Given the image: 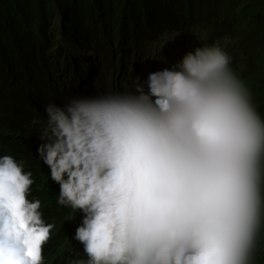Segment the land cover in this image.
Masks as SVG:
<instances>
[{
	"label": "clouds",
	"instance_id": "9594fccd",
	"mask_svg": "<svg viewBox=\"0 0 264 264\" xmlns=\"http://www.w3.org/2000/svg\"><path fill=\"white\" fill-rule=\"evenodd\" d=\"M198 41L32 118L56 205L79 216L66 264H260L264 112L227 48ZM35 184L26 160L0 154V264H47L56 222Z\"/></svg>",
	"mask_w": 264,
	"mask_h": 264
},
{
	"label": "trees",
	"instance_id": "16d2710c",
	"mask_svg": "<svg viewBox=\"0 0 264 264\" xmlns=\"http://www.w3.org/2000/svg\"><path fill=\"white\" fill-rule=\"evenodd\" d=\"M197 39L227 48L264 112V0H0V154L27 161L34 195L56 222L47 264L76 258L82 246L70 239L79 216L69 220L75 213L56 205L59 188L36 158L32 118H46L48 98L62 105L102 90L103 57L111 88L121 90L130 65L147 59L155 67L160 55L175 59ZM41 81L49 96L37 90Z\"/></svg>",
	"mask_w": 264,
	"mask_h": 264
},
{
	"label": "rangeland",
	"instance_id": "374dc122",
	"mask_svg": "<svg viewBox=\"0 0 264 264\" xmlns=\"http://www.w3.org/2000/svg\"><path fill=\"white\" fill-rule=\"evenodd\" d=\"M184 54V52H183ZM172 54H165V55H160L159 56V59L157 60V63L155 64V67L153 66V64H151V62H149L147 59H143L141 60L140 62H138L137 65H130L128 67V72L129 74L127 76H124L123 78H121V89H123L125 86L129 85L130 84V81H131V77L132 75L134 76H137V77H140L141 80L143 78V74L145 71L147 70H151V68H157V67H160L161 66V60L163 59L164 61L166 62H174V60L176 58H179L182 56V54L180 52L177 51V53L175 54V59L173 58V56H171ZM178 60V59H177ZM105 63V57H103V61H102V64L99 65V70H100V75H101V78H100V86L102 85V90H105V89H108V88H111V78L109 77V73L110 71H104V65ZM130 63V62H129ZM109 68V67H108ZM110 70V68H109ZM37 87L39 90V92L41 93H44L46 92V87L45 85L42 83L41 81V84H37ZM46 96H49L47 94H45ZM49 98H48V103H49ZM47 103V104H48Z\"/></svg>",
	"mask_w": 264,
	"mask_h": 264
}]
</instances>
